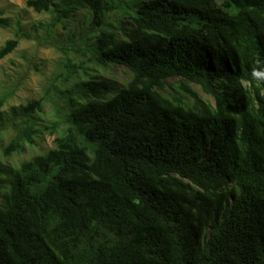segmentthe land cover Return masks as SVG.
<instances>
[{
	"label": "trees",
	"instance_id": "trees-1",
	"mask_svg": "<svg viewBox=\"0 0 264 264\" xmlns=\"http://www.w3.org/2000/svg\"><path fill=\"white\" fill-rule=\"evenodd\" d=\"M26 4L57 22L86 8L83 44L131 78L75 82L66 128L45 127L55 146L0 165V264H264V83L251 76L264 67V0ZM188 84L213 101H189ZM6 103L0 92V129L25 123L10 156L35 143L43 105Z\"/></svg>",
	"mask_w": 264,
	"mask_h": 264
},
{
	"label": "rangeland",
	"instance_id": "rangeland-1",
	"mask_svg": "<svg viewBox=\"0 0 264 264\" xmlns=\"http://www.w3.org/2000/svg\"><path fill=\"white\" fill-rule=\"evenodd\" d=\"M26 1L0 0L2 15L9 17L11 22L8 27H0V48L8 39L17 35L21 37L13 52L0 57V92L7 97L4 106L7 112L31 99H41L43 110L35 112L31 121L39 129L35 143H26L22 152L10 156L4 154L6 146L21 131L24 121L11 119L0 129V165L3 168L18 166L55 146L57 134H50L45 127L58 122L61 129L66 128V113L70 110L68 90L75 82L98 75L121 89L131 78L130 71L124 66L98 64L87 45L83 44L81 34L88 20L86 8L73 19L57 22L54 12H36L27 6ZM120 16L119 11H115L110 14V19L117 23ZM176 83L168 80L167 88L175 93L179 85ZM188 85L191 88L186 93L189 101H213L200 86ZM0 178L5 184L1 171Z\"/></svg>",
	"mask_w": 264,
	"mask_h": 264
},
{
	"label": "clouds",
	"instance_id": "clouds-1",
	"mask_svg": "<svg viewBox=\"0 0 264 264\" xmlns=\"http://www.w3.org/2000/svg\"><path fill=\"white\" fill-rule=\"evenodd\" d=\"M251 76L259 87L260 84L264 83V67L253 68ZM242 86L247 89L249 85L247 83L242 82Z\"/></svg>",
	"mask_w": 264,
	"mask_h": 264
}]
</instances>
